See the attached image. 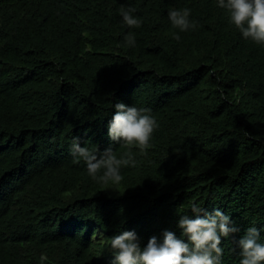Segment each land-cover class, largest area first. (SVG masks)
Listing matches in <instances>:
<instances>
[{
    "label": "trees",
    "instance_id": "trees-1",
    "mask_svg": "<svg viewBox=\"0 0 264 264\" xmlns=\"http://www.w3.org/2000/svg\"><path fill=\"white\" fill-rule=\"evenodd\" d=\"M185 7L198 26L181 33L167 13ZM117 101L159 127L118 184L96 183L71 143L128 152L107 137ZM192 201L240 227L221 243L239 264L236 239L264 225V46L216 0H0V264H110L113 235L179 236Z\"/></svg>",
    "mask_w": 264,
    "mask_h": 264
},
{
    "label": "clouds",
    "instance_id": "clouds-1",
    "mask_svg": "<svg viewBox=\"0 0 264 264\" xmlns=\"http://www.w3.org/2000/svg\"><path fill=\"white\" fill-rule=\"evenodd\" d=\"M216 6L225 10L229 24L239 30L245 40L264 46V0H216ZM133 7H121L119 15L129 28H139L142 21L134 15ZM168 20L179 32L195 31L198 22L191 19V8H170ZM175 38L180 39L179 34ZM128 47L136 44L135 36L124 37ZM107 124V137L113 143L123 144L128 152L119 157L111 146L100 151L81 146L78 137L73 138L70 153L75 162L83 161L88 176L96 183L118 184L122 180L121 169L135 167L136 159L131 148L145 152L151 146L158 121L147 110L117 101ZM190 213L178 216L176 232L165 229L160 236L153 235L142 244L137 232L122 230L108 241L112 260L110 264H222V239L241 232L231 216L218 207L210 211L201 203L190 202ZM264 225L247 227L236 239L239 264H264ZM48 256L40 255L39 264H47Z\"/></svg>",
    "mask_w": 264,
    "mask_h": 264
}]
</instances>
